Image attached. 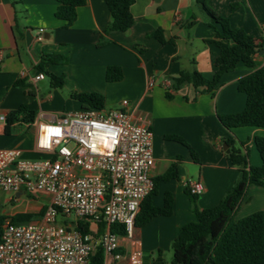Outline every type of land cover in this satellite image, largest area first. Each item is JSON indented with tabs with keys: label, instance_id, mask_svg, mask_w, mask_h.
<instances>
[{
	"label": "crops",
	"instance_id": "0c3cea01",
	"mask_svg": "<svg viewBox=\"0 0 264 264\" xmlns=\"http://www.w3.org/2000/svg\"><path fill=\"white\" fill-rule=\"evenodd\" d=\"M56 6L55 0H0V148L20 149L26 159L44 158L46 154L35 148L37 124L54 122L63 113L80 110L82 104L73 100L74 94H101L104 109L118 108L127 100L126 111L145 116L149 123L152 180L172 166L176 168L177 177L158 182L149 198L153 207L161 208L169 194L173 199L171 215L153 217L134 230L142 264H170L171 244L179 228L195 221L186 184L202 185L203 192L196 199V206L202 210L216 206L237 179V168L225 156V141L232 140L234 147L247 151L250 165L261 164L254 140L264 138V128L226 129L218 120V116L244 109L245 95L237 90V84L252 69L237 65L223 75L214 95L183 85L171 91L168 99L165 94L171 79L180 71L195 69L206 77L214 71L218 49L208 41L218 27L208 25L195 0H135L131 6L133 25L125 32L107 34L104 30L110 16L103 0H86L68 27L55 18ZM208 6L227 18L230 27L243 30L264 46V0H210ZM158 30L164 43L152 37ZM26 31L32 36L29 46ZM45 54L65 58L63 64L45 68L55 76H64L61 89L44 88V78L32 81L37 75L34 68ZM254 62L255 68H264V49L257 51ZM109 66L121 69V81L106 82ZM18 81L23 84H16ZM22 105L36 112L34 123H17L5 134L7 114ZM50 200L45 193L0 191V228L7 220L40 222ZM255 212H262L264 218V188L249 185L234 220ZM132 249L127 239L120 238L118 252L122 258L118 264L127 263Z\"/></svg>",
	"mask_w": 264,
	"mask_h": 264
},
{
	"label": "built area",
	"instance_id": "2783aa9c",
	"mask_svg": "<svg viewBox=\"0 0 264 264\" xmlns=\"http://www.w3.org/2000/svg\"><path fill=\"white\" fill-rule=\"evenodd\" d=\"M43 78L37 74L32 81ZM128 106L122 100L118 108H85L38 123L35 148L44 158L0 148V191L51 196L40 222L2 223L0 264H88L97 246L103 264H118L120 238L133 246L126 264H142L134 230L140 205L154 187L152 134L147 118L130 115ZM186 186L191 195L203 192L199 182ZM80 224L88 225L86 233ZM113 224L122 225L125 235L112 233Z\"/></svg>",
	"mask_w": 264,
	"mask_h": 264
},
{
	"label": "trees",
	"instance_id": "16d2710c",
	"mask_svg": "<svg viewBox=\"0 0 264 264\" xmlns=\"http://www.w3.org/2000/svg\"><path fill=\"white\" fill-rule=\"evenodd\" d=\"M57 3L54 16L64 22V27L74 23L77 18V8L86 4V0H55ZM109 11V22L104 33L125 32L133 25L131 6L135 0H103ZM197 6L207 19L209 26L216 25L214 38L208 43L218 49L215 58L214 71L206 77L195 69L182 70L171 79L166 98H171V91H177L183 85H190L198 93L214 95L224 74L233 71L237 65L242 64L252 71L241 78L237 90L245 95L244 109L239 113L218 116L220 124L226 129L239 127L264 128V68H255L254 56L264 46L257 44L256 40L243 30L232 28L227 18H223L209 6L210 0H195ZM159 42L164 43L160 30L152 34ZM65 58L61 55L45 54L40 63L34 68L36 74L45 73L50 79L52 88L61 89L64 76H55L45 71L49 65L63 64ZM121 69L116 66L106 68V82L121 81ZM16 84H23L18 81ZM73 99L82 104L81 109H104V97L98 93L74 94ZM36 112L22 105L7 114L5 120V134H9L11 127L17 123L31 125L34 123ZM169 139L182 141L176 136ZM259 153L261 164L254 167L250 165L247 151L240 146L234 147L232 140L225 144L229 152L225 155L232 166L237 168L238 175L233 187L223 196L214 207L200 210L196 206L197 196L191 195L190 201L195 215V221L179 228L176 238L171 244L172 259L170 264H264V218L262 212H255L239 220H234V213L242 200L249 185L264 188V138L254 140ZM176 168L172 166L165 174L153 179L154 188L158 182L176 178ZM150 195L140 205L135 218V228H140L153 217L169 216L172 213L173 199L169 194L164 196L161 208L153 207L149 203ZM1 222V220H0ZM80 230L88 231V225H81ZM102 225L99 227L100 234ZM110 231L119 236L125 235L122 225L113 224ZM88 264H103V251L97 246L89 258Z\"/></svg>",
	"mask_w": 264,
	"mask_h": 264
},
{
	"label": "water",
	"instance_id": "95a60500",
	"mask_svg": "<svg viewBox=\"0 0 264 264\" xmlns=\"http://www.w3.org/2000/svg\"><path fill=\"white\" fill-rule=\"evenodd\" d=\"M25 41H26V45L29 46V44L32 41V36H31L30 31H26L25 32ZM224 148H226L225 149V152L228 153L229 152V149L227 148V145L226 144H224Z\"/></svg>",
	"mask_w": 264,
	"mask_h": 264
},
{
	"label": "rangeland",
	"instance_id": "374dc122",
	"mask_svg": "<svg viewBox=\"0 0 264 264\" xmlns=\"http://www.w3.org/2000/svg\"><path fill=\"white\" fill-rule=\"evenodd\" d=\"M42 84L44 85V88H46L48 90H50V88H52L50 86V79H49V77L47 75H44V80L42 81ZM40 89H41V87H40ZM73 100H75V99H73ZM75 101H77V100H75ZM58 221L62 222V220H60V219H58Z\"/></svg>",
	"mask_w": 264,
	"mask_h": 264
}]
</instances>
